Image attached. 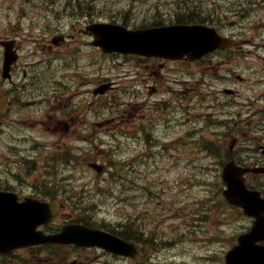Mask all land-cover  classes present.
<instances>
[{"label": "flooded vegetation", "instance_id": "1", "mask_svg": "<svg viewBox=\"0 0 264 264\" xmlns=\"http://www.w3.org/2000/svg\"><path fill=\"white\" fill-rule=\"evenodd\" d=\"M0 5L4 10L0 27V107L8 134L7 143L20 139V148L44 146L51 151L69 150L73 144H90V135L105 132L113 117L117 122H131L135 127L143 104L146 113L141 117L152 108L147 100H139L140 91L144 94L166 91L171 98L168 60L104 52L95 35L98 24L137 28L182 22L186 19L184 4H176L179 10H168L162 15L167 20L154 25L139 23L143 14L139 13L134 0H0ZM67 24L71 26L67 27ZM218 27L226 32V26ZM251 47L216 49L194 63L185 57L175 61L178 78L173 79L174 90L178 92L184 113L187 64L197 65L196 71L201 78L204 69H213L217 73L215 82L235 86V81H243L244 76L221 68L232 64L237 53H247ZM108 59H130L128 71H123L122 63L108 65ZM259 69L260 72L251 69L247 72L255 80H264V63ZM127 81L132 89L129 118L126 117L128 111L121 109L129 103H122L115 114L107 118V99L115 101L120 97V86ZM197 82L198 79L190 82L191 91L196 92ZM104 84L108 86L100 92L98 89ZM256 101L255 97L247 96L242 111L227 117L232 124V130L228 132L231 139L229 153L243 163L264 166V109L258 107ZM46 134L58 136L52 142H45ZM235 147L242 149L239 156L235 154ZM47 161L49 164V159ZM48 172L46 170L45 180L55 190L52 183L58 175ZM249 180L264 194V174L252 175ZM12 188L21 195L28 193L14 184ZM139 208L132 216L131 226H125L120 232L135 247L136 253L132 258L117 256V264L129 261L130 264H186L184 255L180 258L178 253L170 254L168 249L172 244L177 245L179 230L171 228L170 222L163 220L161 215ZM49 249L54 252L50 257H54L63 247L41 248L39 254L46 255ZM50 263L37 259L30 264Z\"/></svg>", "mask_w": 264, "mask_h": 264}, {"label": "rangeland", "instance_id": "2", "mask_svg": "<svg viewBox=\"0 0 264 264\" xmlns=\"http://www.w3.org/2000/svg\"><path fill=\"white\" fill-rule=\"evenodd\" d=\"M196 2L202 5H205L206 2H210L213 4H221V0H140L142 3H162V2H170L172 5L174 3L180 2ZM212 1V2H211ZM170 7H173V6ZM255 11L260 12V14L264 11V5H257L253 8ZM251 27L248 29V33L250 36L254 37V41L257 44H261L262 36H264L263 25H264V16H250ZM246 21L236 20V24L238 27H242V25L247 24ZM71 24H67V27H70ZM248 85H245L244 88H247ZM183 114L181 112H176L174 120L171 121V127L169 133L174 137L173 143L174 146L168 149L164 156L161 157L158 154H155L147 163H144L143 158L146 156V151L140 149L139 156L141 158L140 163H138V171L142 176L139 177L138 180L132 182V184H137L138 189L142 192L143 188L147 186L146 179L155 180L154 185H157V180L162 179L163 181L160 183L162 187H168L172 185L174 182L170 181L173 179H186L192 180L190 184H193V192H196L195 195L201 198H207L203 201L202 206L204 208L205 204L206 209L210 210L211 208L220 207L218 206L220 201L216 197L218 193V185L219 175H216V170L219 172L221 165H217V159L220 156L214 154L217 151H220L217 145L212 144L209 141H203V143L199 146L194 139V136L197 132L200 131L199 127L196 126L194 128V124L192 123L191 117L187 116V132L181 140L179 136L183 133V129L181 128ZM3 118L0 114V161L2 160L3 154V146L5 142V129L3 128ZM158 134H161L162 126L159 124L158 129L156 130ZM167 140L169 137L166 138ZM87 145H85L86 147ZM209 147H214V153H210L209 150L207 153H202L203 149H208ZM123 150H120L121 152ZM160 151V149H155L153 152ZM127 153H130V149L126 150ZM71 161L67 165H62L58 168V177L60 178L62 173L66 174H75V177H70L68 182H62V184L69 183L71 185H76L78 188L75 190L76 194L82 193V188L85 185L91 183L90 175L95 176V171L88 166L90 161H97L105 158L104 150L95 147L93 145L88 146L84 150L78 149L76 146L71 150ZM6 168L9 165L5 166ZM4 167V168H5ZM11 167V166H10ZM26 172L30 171V167H25ZM165 169V171H164ZM9 172V171H8ZM18 172H23L21 167H18ZM88 175V176H84ZM144 174V175H143ZM179 175V176H178ZM111 177V182L114 181ZM202 184L201 190H198V182ZM11 181L18 186H27L26 179L19 176H11ZM106 179L103 184H106ZM130 182L127 183V185ZM116 184L119 186V189L127 188L128 186L122 181H116ZM189 184V182H187ZM125 185V186H122ZM122 186V187H121ZM80 187V188H79ZM84 189V188H83ZM130 192L132 195L137 193V190ZM200 189V188H199ZM122 191V190H121ZM123 192V191H122ZM70 195L68 192L63 191L62 196ZM212 201V202H211ZM210 202V203H208ZM155 204L154 202L152 203ZM130 208V205H121L120 210H117L116 207H111L108 210L102 209L101 214L104 215L106 221H115L118 220L119 215L123 210ZM224 213L217 214L218 222L215 226L218 233V240L214 241V247H211V250L203 248L201 250L202 254L208 253V255L214 256L216 252L217 260H219V264H223L221 261L222 255L228 250L232 242V236L236 232L235 227H239L242 220L239 216H236V212L232 211L224 207ZM211 213L202 214V220L200 221L199 231L197 234H202L204 236H208L212 230V226L209 223V216ZM90 219V218H89ZM97 221V216H96ZM104 223V222H103ZM183 231L186 232V236H188V229L183 228ZM208 231V232H206ZM218 243L217 247L215 244ZM204 246V241L201 246ZM189 247L194 249L198 247V244L194 241L193 237L189 238ZM180 249V246L178 247ZM175 250V249H174ZM193 251V252H194ZM197 253H200L197 252ZM19 253L17 252L16 255ZM75 259L78 262L74 264H108L111 263L109 257H104L103 253L100 251L91 250V252L80 251V253L75 254ZM215 259V258H214ZM56 262H54L55 264ZM0 264H22L19 259H0ZM203 264H209L208 261L203 262ZM213 264V263H212Z\"/></svg>", "mask_w": 264, "mask_h": 264}, {"label": "water", "instance_id": "3", "mask_svg": "<svg viewBox=\"0 0 264 264\" xmlns=\"http://www.w3.org/2000/svg\"><path fill=\"white\" fill-rule=\"evenodd\" d=\"M187 36L196 35L194 32H187ZM146 39L152 41L157 39L166 45V39L174 41L175 35L171 32H158L147 34ZM139 40L140 37L138 36ZM146 50H154L156 47L152 42L146 44ZM171 52V51H170ZM175 55L178 56L177 52ZM246 169L236 168L232 163H228L224 168L223 178L228 189L224 191L227 199L235 204L242 205L246 211L254 212L255 193L248 192L242 185L241 178L237 176ZM34 201V200H32ZM26 200L18 203L12 194L0 192V252H6L14 247L37 243L42 240L41 233L35 231L37 224L47 222L55 213H48L43 209L45 205ZM89 234L83 232L81 227L65 226L57 234L49 235L45 240L51 243L73 242L76 245H85ZM254 252L247 242H242L240 246L234 248L227 256L228 264H249V256Z\"/></svg>", "mask_w": 264, "mask_h": 264}, {"label": "bare ground", "instance_id": "4", "mask_svg": "<svg viewBox=\"0 0 264 264\" xmlns=\"http://www.w3.org/2000/svg\"><path fill=\"white\" fill-rule=\"evenodd\" d=\"M137 53L140 54V55H144L143 52H140V51H138Z\"/></svg>", "mask_w": 264, "mask_h": 264}, {"label": "trees", "instance_id": "5", "mask_svg": "<svg viewBox=\"0 0 264 264\" xmlns=\"http://www.w3.org/2000/svg\"><path fill=\"white\" fill-rule=\"evenodd\" d=\"M0 183H1V181H0Z\"/></svg>", "mask_w": 264, "mask_h": 264}]
</instances>
